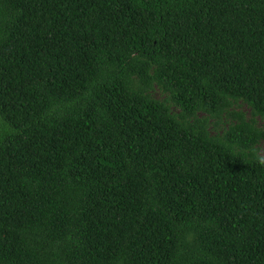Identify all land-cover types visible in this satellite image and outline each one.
Segmentation results:
<instances>
[{"label":"trees","instance_id":"trees-1","mask_svg":"<svg viewBox=\"0 0 264 264\" xmlns=\"http://www.w3.org/2000/svg\"><path fill=\"white\" fill-rule=\"evenodd\" d=\"M261 122L264 0H0V264H264Z\"/></svg>","mask_w":264,"mask_h":264},{"label":"rangeland","instance_id":"rangeland-1","mask_svg":"<svg viewBox=\"0 0 264 264\" xmlns=\"http://www.w3.org/2000/svg\"><path fill=\"white\" fill-rule=\"evenodd\" d=\"M158 97H160L159 93L156 94ZM262 126L264 127V122H261ZM262 152H264V147L262 148Z\"/></svg>","mask_w":264,"mask_h":264}]
</instances>
